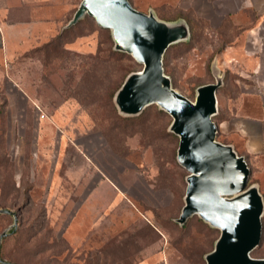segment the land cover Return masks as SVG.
<instances>
[{
	"label": "rangeland",
	"instance_id": "1",
	"mask_svg": "<svg viewBox=\"0 0 264 264\" xmlns=\"http://www.w3.org/2000/svg\"><path fill=\"white\" fill-rule=\"evenodd\" d=\"M80 2L58 0L43 11L60 13L65 25ZM135 4L150 7L149 0ZM184 16L190 39L167 49L164 72L191 100L199 86L223 77L213 119L217 140L235 146L226 123L243 105L257 108L242 96L236 60L249 27ZM23 59L16 82L33 102L19 95L11 106L10 92H19L0 55V235L7 232L0 264H207L221 231L199 215L177 222L189 172L177 160L172 116L157 104L126 116L114 101L143 65L116 51L111 31L90 16ZM262 223L251 253L257 258H264V214Z\"/></svg>",
	"mask_w": 264,
	"mask_h": 264
},
{
	"label": "water",
	"instance_id": "2",
	"mask_svg": "<svg viewBox=\"0 0 264 264\" xmlns=\"http://www.w3.org/2000/svg\"><path fill=\"white\" fill-rule=\"evenodd\" d=\"M87 15L111 31L116 51L131 54L143 65L129 73L117 90L118 111L135 116L157 104L173 118L170 131L180 138L177 160L189 172L177 222L185 224L199 215L220 229L213 250L205 256L207 264H264V258L251 254L261 242L264 196L257 183L249 185L251 169L246 158L232 144L217 140L213 116L218 112L217 90L223 77L217 74L216 82L199 86L191 100L172 86L164 72L167 49L190 39L188 22L163 20L153 9L143 12L130 0H81L65 28ZM6 234L1 233L0 243Z\"/></svg>",
	"mask_w": 264,
	"mask_h": 264
},
{
	"label": "crops",
	"instance_id": "3",
	"mask_svg": "<svg viewBox=\"0 0 264 264\" xmlns=\"http://www.w3.org/2000/svg\"><path fill=\"white\" fill-rule=\"evenodd\" d=\"M56 2L58 0H0V55L13 71L10 78L19 92V94L15 91L10 92L11 106L14 104V98L19 95L33 102L29 92L16 82L21 78L22 71H19L18 65L23 64L24 55L50 42L60 34L69 21L63 25L65 22L60 13L55 15L43 11L54 6ZM131 2L135 7H139L137 3L135 4L136 0ZM149 3V9H153L159 18L166 21L177 20L169 18L173 13L171 10H182L192 12L210 22L211 16H218L231 18L234 23H247L249 27L252 25L245 30L241 45L243 56L236 60L240 66L238 71L244 80L241 84L242 96L256 102L257 108L249 112L243 105L239 115L226 123V128L229 138L233 139L235 150L248 161L256 181L254 183H257L262 191L264 188V0H149ZM241 17L245 20H240ZM30 59L34 62L39 61L37 58Z\"/></svg>",
	"mask_w": 264,
	"mask_h": 264
},
{
	"label": "trees",
	"instance_id": "4",
	"mask_svg": "<svg viewBox=\"0 0 264 264\" xmlns=\"http://www.w3.org/2000/svg\"><path fill=\"white\" fill-rule=\"evenodd\" d=\"M131 1V0H130ZM132 3V2H131ZM76 11V10H75ZM173 13H172V15H174V17H171V15H170V19H178V18H180V17H182V18H185L187 21H188V24L190 25V22H189V20H188V18H186L185 16H184V11H180V10H177V11H175V10H171ZM88 16V15H87ZM169 16V15H168ZM72 18V17H71ZM70 18V19H71ZM69 19V20H70ZM75 26V25H74ZM73 26V27H74ZM252 26V25H251ZM251 26L249 27V26H247V27H249V28H251ZM73 27H70V28H63L62 30H61V32H60V34H58L56 37H54L50 42H48V43H46L45 44V46H47V45H51V43L53 42V41H55V39H58L59 37H61L63 34H65V32H67V31H69V30H71V28H73ZM104 29V28H103ZM44 46V45H43ZM42 47V46H41ZM40 48V47H39ZM38 49V48H37ZM36 50V49H35ZM115 54H117V55H123L122 53H120V52H115ZM122 83V82H121ZM117 89H118V87H117ZM254 182H256L255 181V179L253 178V176H252V171H251V175H250V180H249V185L250 184H252V183H254ZM11 211V213H8V214H12V215H14L13 213H15L16 214V212H14V211H12V210H10ZM1 249V248H0Z\"/></svg>",
	"mask_w": 264,
	"mask_h": 264
},
{
	"label": "built area",
	"instance_id": "5",
	"mask_svg": "<svg viewBox=\"0 0 264 264\" xmlns=\"http://www.w3.org/2000/svg\"><path fill=\"white\" fill-rule=\"evenodd\" d=\"M41 116L44 117V114H42Z\"/></svg>",
	"mask_w": 264,
	"mask_h": 264
}]
</instances>
